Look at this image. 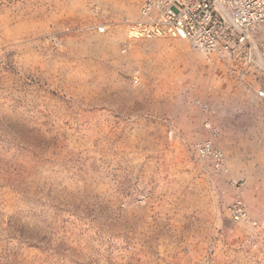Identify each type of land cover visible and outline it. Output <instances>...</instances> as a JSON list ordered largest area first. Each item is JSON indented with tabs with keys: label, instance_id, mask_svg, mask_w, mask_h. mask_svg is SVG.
Wrapping results in <instances>:
<instances>
[{
	"label": "rangeland",
	"instance_id": "rangeland-1",
	"mask_svg": "<svg viewBox=\"0 0 264 264\" xmlns=\"http://www.w3.org/2000/svg\"><path fill=\"white\" fill-rule=\"evenodd\" d=\"M139 5L0 0V264H264V46L128 38Z\"/></svg>",
	"mask_w": 264,
	"mask_h": 264
},
{
	"label": "built area",
	"instance_id": "built-area-1",
	"mask_svg": "<svg viewBox=\"0 0 264 264\" xmlns=\"http://www.w3.org/2000/svg\"><path fill=\"white\" fill-rule=\"evenodd\" d=\"M263 25L264 0H140L138 16L128 24L127 34L132 39L178 37L208 58L250 61L249 37ZM97 29L103 32L105 28ZM257 96L264 99V90ZM194 150L221 163V151L208 140L195 144ZM227 210L234 223L248 219L239 197Z\"/></svg>",
	"mask_w": 264,
	"mask_h": 264
},
{
	"label": "crops",
	"instance_id": "crops-1",
	"mask_svg": "<svg viewBox=\"0 0 264 264\" xmlns=\"http://www.w3.org/2000/svg\"><path fill=\"white\" fill-rule=\"evenodd\" d=\"M253 37L254 38H252V40H248V43L250 44L251 48L253 49V53H256L253 42H255V44L258 46H264V39L261 37L260 33H257V32Z\"/></svg>",
	"mask_w": 264,
	"mask_h": 264
},
{
	"label": "bare ground",
	"instance_id": "bare-ground-1",
	"mask_svg": "<svg viewBox=\"0 0 264 264\" xmlns=\"http://www.w3.org/2000/svg\"><path fill=\"white\" fill-rule=\"evenodd\" d=\"M258 92V91H257ZM257 92H256V94H257Z\"/></svg>",
	"mask_w": 264,
	"mask_h": 264
}]
</instances>
